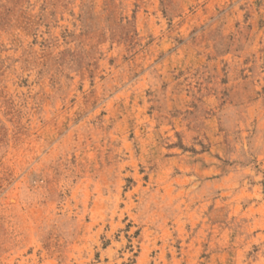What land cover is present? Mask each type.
I'll list each match as a JSON object with an SVG mask.
<instances>
[{
	"label": "rangeland",
	"instance_id": "rangeland-1",
	"mask_svg": "<svg viewBox=\"0 0 264 264\" xmlns=\"http://www.w3.org/2000/svg\"><path fill=\"white\" fill-rule=\"evenodd\" d=\"M0 264H264V0H0Z\"/></svg>",
	"mask_w": 264,
	"mask_h": 264
}]
</instances>
